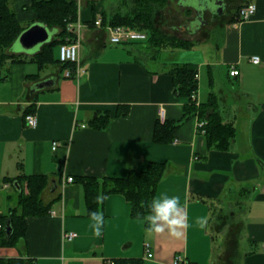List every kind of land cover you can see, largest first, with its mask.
Here are the masks:
<instances>
[{
	"label": "crops",
	"instance_id": "obj_1",
	"mask_svg": "<svg viewBox=\"0 0 264 264\" xmlns=\"http://www.w3.org/2000/svg\"><path fill=\"white\" fill-rule=\"evenodd\" d=\"M8 1L27 27L35 16L31 0ZM223 2L222 14L203 24L208 30L202 26L190 32L170 24L197 46L165 50L172 56L155 67L134 58L133 46L108 48V28L88 24L93 12L100 19L114 10L115 0H77V21L71 23L79 44L75 77H60L57 65L44 68L46 73L39 70L30 58L37 50L13 52L23 59L8 60L7 73L0 72V212L16 205L20 192L3 177L18 174H45L41 199L50 206L46 214L26 217L25 235L16 246H0V258L22 256L31 264H114L116 259L173 264L181 254L185 264H231L233 255L236 264H264V0ZM247 2L255 3V11L240 20L235 12ZM53 54L59 57V45ZM252 55L259 62H251ZM175 62L197 71L196 104L213 96L215 110L235 127L228 150L207 146L197 115L180 122L171 142L152 140L161 113V121L176 120L187 102L173 92L170 66ZM233 66L238 75L229 73ZM47 77L54 79L52 85L32 90ZM31 103L35 126H28L21 114ZM119 104L128 106L126 116L115 114ZM104 110L108 122L93 127L90 119ZM149 161L165 162L155 198L179 196L189 227L179 237L167 229L156 233L143 219L130 216V203L121 194L109 193L99 203L103 224L96 235L82 185L62 180L79 174L120 177L131 168L145 169ZM200 217L206 220L203 228L196 223ZM68 231L76 235L63 237ZM221 238L234 246L232 251L221 247L215 256ZM145 242L151 257L145 256Z\"/></svg>",
	"mask_w": 264,
	"mask_h": 264
},
{
	"label": "trees",
	"instance_id": "obj_2",
	"mask_svg": "<svg viewBox=\"0 0 264 264\" xmlns=\"http://www.w3.org/2000/svg\"><path fill=\"white\" fill-rule=\"evenodd\" d=\"M116 10L108 13L103 12L100 16L102 27L123 25L133 29L142 30L146 33L143 39L145 46L153 50L150 53L152 59H157L163 50L189 49L197 46V42L169 34L159 24L161 10L166 6L168 0H120ZM77 0H31L30 8L35 16L29 24L40 22L50 29H56L50 40L44 42L30 57L37 64L39 70L49 65H57L60 69V77L73 78L76 76L77 65L73 61H60L55 58L53 47L61 43L76 40V34L67 28L69 23L77 21ZM239 17V7L235 12ZM234 19V18H233ZM95 13L88 22L95 26ZM28 24V25H29ZM26 26H22L15 12L9 5L8 0H0V71L9 61H18L23 58L20 54L7 52L19 33ZM142 41V40H141ZM140 42L138 40L123 41L121 44ZM138 60V57H134ZM70 71L69 76L63 75L64 70ZM170 74L175 95L187 98L182 106L181 117L178 119H156L152 140L154 142L167 143L175 138V132L181 121L197 115L204 120V136L207 146L219 150H228L231 146L235 127L232 123L224 121L221 115L215 110L214 98L211 96L204 102L196 104L195 96L198 89L197 71L186 63L175 62L170 66ZM33 79H39V73L31 74ZM4 76L0 77L3 79ZM34 104L31 103L22 108V116L34 113ZM128 106L119 104L116 109L117 116H126ZM110 117L107 110L98 112L90 119L95 128H102ZM25 119V118H24ZM165 170V162L149 161L143 170L131 168L126 175L120 177L95 175H76L72 179L78 181L83 187V194L86 206V214L98 211L99 203L109 193L121 194L130 203V216L143 219L145 225L149 226L146 219L151 214L150 205L155 198L157 186L162 179ZM3 179L9 183L17 182L21 190L18 193L16 205L9 208L5 213L0 212V246H16L18 241L25 235L27 230L26 217L31 215H43L49 211L50 203H44L41 193L48 183L45 174H18L13 177L4 176ZM245 192L249 189L243 188ZM98 198H100L98 200ZM239 201H241L239 199ZM9 219L12 231L6 235L4 225ZM151 247V246H150ZM236 257L229 258L231 264H236ZM135 259H116L114 264H133ZM234 261V262H233ZM0 264H31L22 256L0 258Z\"/></svg>",
	"mask_w": 264,
	"mask_h": 264
},
{
	"label": "rangeland",
	"instance_id": "obj_3",
	"mask_svg": "<svg viewBox=\"0 0 264 264\" xmlns=\"http://www.w3.org/2000/svg\"><path fill=\"white\" fill-rule=\"evenodd\" d=\"M126 1L130 2V0H126ZM201 1H202V4L204 5V2H203L204 0H168L166 6H164L161 10V14H160V18H159V21H160L159 24H160L161 28L163 30H165L166 32H168L169 34H173V35L178 36V34L182 33L185 37L186 36L188 37L189 34H187L186 32H179L176 29H171L169 27V25L170 24L180 25L183 22H187L189 19H193L194 13H195V7H198ZM215 1L216 0H207L210 13H211V10H214L217 7ZM115 2L117 4L115 5L114 8H116V7L118 8L121 5V1L115 0ZM121 6L123 7L124 5H121ZM210 13L206 12L204 18L208 19V20L212 19V15ZM202 28L204 30H208L209 26L207 27V25H205ZM54 32H55V30H50V35H52ZM215 33L216 32H213V34H212V37L214 39L216 38V35H214ZM138 41H140V42L131 43L128 45L127 44H121V43L113 44L110 41H108V43L110 44V45L108 44V48L114 47V48H120V49L123 48L124 50H127V49H125V47L130 48V46H133V48L135 49V52L137 51V53H136V55H134V57L136 56V57H138V59L142 60V63L145 66H151V67L157 66L158 62L162 61L163 58L172 56L171 52L163 50L161 52V54L158 56V58L155 61H152V58L150 57V53L153 52V50L146 47L145 46L146 44L143 40L142 41L138 40ZM82 47L84 50L88 49V48H86V46L84 44L82 45ZM19 50L20 49H19V46L17 43H13L9 48H7V52H16ZM5 67H6V65L1 69V71H0L1 75H4L7 73ZM163 69H164V71L167 70L166 67H164ZM47 71H48L47 69L43 70L44 73H46ZM11 202H14V201L12 200ZM13 205H14V203H13ZM217 243L218 244H216L215 256H217L218 252L221 251L220 250L221 247L227 246L228 250L232 251L233 248H231V247L234 246V243H232L231 247H229L230 241L229 240L227 241L226 238H224V239L221 238L219 240V242H217ZM231 253L229 252V254H231ZM221 256H223V255H221ZM231 256H233V255H231Z\"/></svg>",
	"mask_w": 264,
	"mask_h": 264
},
{
	"label": "built area",
	"instance_id": "obj_4",
	"mask_svg": "<svg viewBox=\"0 0 264 264\" xmlns=\"http://www.w3.org/2000/svg\"><path fill=\"white\" fill-rule=\"evenodd\" d=\"M255 8H256V6H255L254 2H247L243 5H241L239 7L240 20L249 19L252 16V14L254 13ZM95 24L96 25L100 24V19H96ZM67 28L71 31H75V27L71 23L68 24ZM107 28L109 30V41L113 44L122 43L123 41L143 40L146 38L145 31L133 29V28H130L128 26L117 25V26H107ZM78 54H79V44H78L77 39L70 41V42L61 43L59 45V60L60 61H73V62H75V64L77 65L76 75H78V72H79V67H78L79 56H78ZM250 60H251V62H254V63L259 62V58L256 55H252L250 57ZM229 73L231 75H238L239 70L235 66H233L230 68ZM63 75L69 76L70 71L68 69L64 70ZM192 97L194 98L195 96L192 95ZM162 115H163V113H161L160 120L162 119ZM24 118H25V123L28 126H35L37 123V119H36V116L34 113H28L25 115ZM204 124H205L204 120H199L197 123L198 129L203 133H204V128H203ZM57 144L58 143L56 141H54L52 148H56ZM62 181L63 182H66V181L70 182V181H72V176H66ZM75 235H76V233L73 231H68V232L63 233V237H66L68 239H72ZM262 248L264 249V243L262 245ZM144 252H145L146 257L152 256L151 247H150V244L148 242L144 243ZM173 264H185L181 254H176L174 256Z\"/></svg>",
	"mask_w": 264,
	"mask_h": 264
},
{
	"label": "water",
	"instance_id": "obj_5",
	"mask_svg": "<svg viewBox=\"0 0 264 264\" xmlns=\"http://www.w3.org/2000/svg\"><path fill=\"white\" fill-rule=\"evenodd\" d=\"M204 5L202 1L200 2L198 7H195V13L193 20H190V24L183 23L178 26H174L176 29L181 30H189L190 32L196 31L201 25L207 23V20L204 18V11H209L207 0H204ZM217 7L214 10H211L212 15H221L223 10L225 9V3L223 0H216L215 1ZM216 11V12H215ZM173 27V28H174ZM50 29L45 24L40 22H33L24 28L19 35L17 36L16 40L13 43H17L19 46L20 51L25 53H32L48 40L51 39L52 35H50ZM54 83V79L51 77L43 78L35 82L32 86V90L36 88H42L46 86H50ZM14 186H16L19 191L21 187L17 182H13ZM5 233L7 236L10 235L12 228L9 222V219L5 221L4 225Z\"/></svg>",
	"mask_w": 264,
	"mask_h": 264
},
{
	"label": "clouds",
	"instance_id": "obj_6",
	"mask_svg": "<svg viewBox=\"0 0 264 264\" xmlns=\"http://www.w3.org/2000/svg\"><path fill=\"white\" fill-rule=\"evenodd\" d=\"M149 207L151 214L146 219L150 229L156 233H163L167 229L172 236L179 237L183 234L181 230L189 227L187 214L180 204L179 196L163 194L160 198H154ZM90 217L96 222L93 226L96 235H100L103 213L100 211L91 212ZM196 223L201 228L206 226V220L202 217L197 218Z\"/></svg>",
	"mask_w": 264,
	"mask_h": 264
},
{
	"label": "flooded vegetation",
	"instance_id": "obj_7",
	"mask_svg": "<svg viewBox=\"0 0 264 264\" xmlns=\"http://www.w3.org/2000/svg\"><path fill=\"white\" fill-rule=\"evenodd\" d=\"M206 12H208V11H206V10L204 11V16H205V13H206ZM208 13H210V12H208ZM210 14H211V13H210ZM211 15H212V14H211ZM216 17H217V15H212V18H213V19L216 18ZM190 20H193V19H189L186 23H187V24H190ZM202 26H203V25H201L200 27H202ZM200 27H199V28H200ZM199 28H198V29H199ZM198 29H197V30H198Z\"/></svg>",
	"mask_w": 264,
	"mask_h": 264
}]
</instances>
